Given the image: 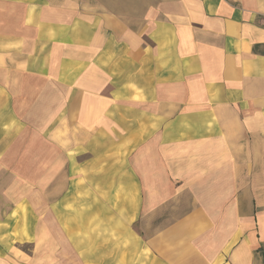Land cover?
<instances>
[{"label":"crops","instance_id":"1","mask_svg":"<svg viewBox=\"0 0 264 264\" xmlns=\"http://www.w3.org/2000/svg\"><path fill=\"white\" fill-rule=\"evenodd\" d=\"M0 264H264V0H0Z\"/></svg>","mask_w":264,"mask_h":264},{"label":"rangeland","instance_id":"2","mask_svg":"<svg viewBox=\"0 0 264 264\" xmlns=\"http://www.w3.org/2000/svg\"><path fill=\"white\" fill-rule=\"evenodd\" d=\"M25 250H26V251H30V247H26Z\"/></svg>","mask_w":264,"mask_h":264}]
</instances>
